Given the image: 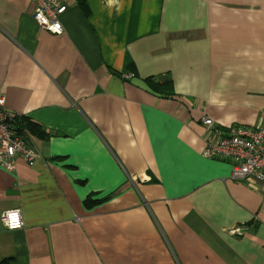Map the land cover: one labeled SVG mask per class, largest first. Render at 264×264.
Returning a JSON list of instances; mask_svg holds the SVG:
<instances>
[{
	"label": "crops",
	"instance_id": "crops-1",
	"mask_svg": "<svg viewBox=\"0 0 264 264\" xmlns=\"http://www.w3.org/2000/svg\"><path fill=\"white\" fill-rule=\"evenodd\" d=\"M66 3L53 34L0 0V95L45 134L0 165V264H264V183L200 153L202 116L261 121L264 0Z\"/></svg>",
	"mask_w": 264,
	"mask_h": 264
},
{
	"label": "built area",
	"instance_id": "built-area-1",
	"mask_svg": "<svg viewBox=\"0 0 264 264\" xmlns=\"http://www.w3.org/2000/svg\"><path fill=\"white\" fill-rule=\"evenodd\" d=\"M32 18L44 30L60 34L61 14L66 10V0H33ZM127 77L131 74H126ZM17 114L5 107L4 97L0 95V165L14 166V159L20 156L31 164L37 158V151L30 140L15 130L14 117ZM207 130L201 148V156L207 159L219 158L230 161V178L235 181H259L264 183V110L261 121L254 128L229 126L220 128L208 116L200 118ZM0 221L7 230L23 226L19 208L5 209L0 213ZM232 232H239L233 229Z\"/></svg>",
	"mask_w": 264,
	"mask_h": 264
},
{
	"label": "trees",
	"instance_id": "trees-1",
	"mask_svg": "<svg viewBox=\"0 0 264 264\" xmlns=\"http://www.w3.org/2000/svg\"><path fill=\"white\" fill-rule=\"evenodd\" d=\"M164 85H161V87H164ZM162 89H166L167 91L171 92V88L166 87ZM14 120L16 124L15 130L28 140H30L31 138L38 139V137H43L45 135L43 134L44 132L39 128V126L33 123L31 120L18 115L14 117Z\"/></svg>",
	"mask_w": 264,
	"mask_h": 264
},
{
	"label": "bare ground",
	"instance_id": "bare-ground-1",
	"mask_svg": "<svg viewBox=\"0 0 264 264\" xmlns=\"http://www.w3.org/2000/svg\"><path fill=\"white\" fill-rule=\"evenodd\" d=\"M229 161V160H228ZM229 163H230V161H229ZM231 165V164H230ZM230 176V175H229ZM235 181V180H234ZM238 182V181H237Z\"/></svg>",
	"mask_w": 264,
	"mask_h": 264
}]
</instances>
